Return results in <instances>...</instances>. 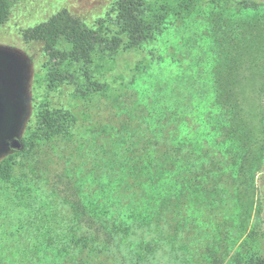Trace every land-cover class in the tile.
Segmentation results:
<instances>
[{"label":"rangeland","instance_id":"obj_1","mask_svg":"<svg viewBox=\"0 0 264 264\" xmlns=\"http://www.w3.org/2000/svg\"><path fill=\"white\" fill-rule=\"evenodd\" d=\"M8 1L0 47L22 54L31 70L24 138L35 129L45 99L77 121L70 135L34 141L14 158L13 180L0 184V264H35L37 249L50 244L70 245L65 264H246L250 257L264 258V9L245 10L240 5L245 0L221 5L201 0L191 13L171 17L156 41L100 62L96 77L109 90L85 101L74 97L71 84L46 91L43 46L25 41L23 33L62 9L93 29L104 22L113 33L114 0ZM229 93L236 96L241 129L234 138L239 144L225 157L218 143L229 137L211 143L199 136L202 119L218 128L217 111L229 105L222 106L216 95ZM176 113L177 123L187 114L184 121L198 137L196 153L210 158L203 171L211 177L207 195H194L191 187L166 207L160 197L154 200L157 166L178 138L170 128ZM179 160L174 162L182 164ZM86 196L120 202L112 209L115 216L117 208L129 214L139 209L152 222L135 221L130 235L112 233L107 241L98 227L76 219L73 205ZM47 236L52 243H45ZM82 236L98 237L80 250L75 241ZM144 242L153 250L139 262ZM50 252L47 263L53 264L57 259Z\"/></svg>","mask_w":264,"mask_h":264},{"label":"trees","instance_id":"obj_2","mask_svg":"<svg viewBox=\"0 0 264 264\" xmlns=\"http://www.w3.org/2000/svg\"><path fill=\"white\" fill-rule=\"evenodd\" d=\"M200 1L114 0L112 11L116 14L117 29L113 33L105 28L104 22H101L97 29H93L68 9H62L45 22L26 30L23 33V38L27 42H38L43 46V53L46 57L43 65V83L47 92L56 91L61 84H71L75 87L73 94L75 98L89 101L93 96L106 94L109 90L108 84L99 81L96 77L99 69L103 68L100 62L113 59L121 51L138 50L147 43L156 41L166 31L167 23L171 17H183L191 13ZM208 1L212 4L221 5L223 2L233 0ZM240 5L243 6V9L254 12L264 9V3L251 0L242 1ZM10 12V2L0 0V24L7 22ZM216 99L222 101V106L225 104L229 107L225 106V110H221V108V111L219 108L217 109L219 111H217L216 116L218 119V128L216 129L208 126L206 121L202 119V132L199 137L204 135L207 142L218 143V137L225 134L231 140L228 138V140L218 144L221 152L225 153L224 156L229 157L239 144V141L234 140L241 129L238 102L233 93L220 94V96L217 94ZM174 115L176 116H170L168 120H172L173 117L170 124L173 127L170 128H173V137L178 136V138L176 137L170 142L169 150L171 152L165 154L158 163L157 180L159 186L154 198L155 200L160 197V200L166 203V207H173L175 201L180 200V195L185 193L184 190H190L191 187H194V195L198 192L207 195L204 186L211 177L209 172L203 171L208 170L205 165L210 158L199 156L196 153V150L199 149L194 144L198 137H196V132L189 131L184 121L187 114L183 113L184 119L179 123L176 121L178 114ZM76 121L77 119L72 112L52 109L47 99L43 100L36 114V127L32 131L30 130L27 138L24 139L25 150L31 148L34 141L41 142L70 135ZM200 147L203 145L201 144ZM24 152L12 154L0 163V184L13 180L12 165L14 158ZM176 159H180L182 164L174 162ZM254 167L253 165L251 170H254ZM170 202L172 204H169ZM119 203H106L101 198L91 199L86 196L84 201L75 203L73 208L77 221L88 225L91 223L98 227L100 233H105L108 236L107 241H110L109 238H111L112 233L121 232L125 236L130 235L135 221L140 226L152 222L139 209L129 214L117 208L120 216H115L113 210L116 205H120ZM109 205L112 207L110 208ZM155 209L157 210V208ZM51 232L53 231L48 232L47 230L48 235ZM97 237L90 239L91 241L87 236L80 237L79 240L75 241L77 249L89 248L90 242H96ZM44 241L45 243H52V238L47 236ZM52 246L50 244L43 249H37L35 264H48L47 258L50 256V251L55 256L53 259H57L53 264H65L68 261L66 256L70 253L68 251L70 245L59 248ZM152 250L153 246L146 242L142 243L137 253V260L139 262L145 261ZM40 252L43 253L42 257L39 256ZM235 261L242 263L239 258H235ZM245 263L264 264V258L250 257ZM70 264H87V262Z\"/></svg>","mask_w":264,"mask_h":264},{"label":"flooded vegetation","instance_id":"obj_3","mask_svg":"<svg viewBox=\"0 0 264 264\" xmlns=\"http://www.w3.org/2000/svg\"><path fill=\"white\" fill-rule=\"evenodd\" d=\"M30 71L22 54L0 47V159L25 148L24 134L31 114Z\"/></svg>","mask_w":264,"mask_h":264},{"label":"water","instance_id":"obj_4","mask_svg":"<svg viewBox=\"0 0 264 264\" xmlns=\"http://www.w3.org/2000/svg\"><path fill=\"white\" fill-rule=\"evenodd\" d=\"M18 149L21 150L20 147Z\"/></svg>","mask_w":264,"mask_h":264}]
</instances>
